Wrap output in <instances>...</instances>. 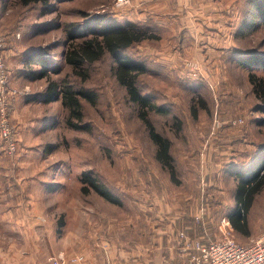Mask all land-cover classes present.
I'll return each instance as SVG.
<instances>
[{"label": "rangeland", "instance_id": "374dc122", "mask_svg": "<svg viewBox=\"0 0 264 264\" xmlns=\"http://www.w3.org/2000/svg\"><path fill=\"white\" fill-rule=\"evenodd\" d=\"M242 1L51 0L46 6L41 2L23 5L19 0H0L4 14L0 25L13 29L14 44L22 50L11 55L18 70L9 82L15 80L12 85L28 90L10 101L18 151L9 154L0 140V189L6 181L17 184V197L9 200L23 204L17 211L10 208L12 219H33L41 225L37 234L52 235L54 248L68 255L85 252L97 238L115 241L129 235L135 239L141 235L136 229L148 230L153 225L154 218L148 223L143 215L155 216L160 206L166 213H176L181 224H189L191 219L204 222L202 232L217 238L223 214L234 203L236 177L228 165L237 154L234 150L241 148L243 154L255 155V161L264 155L263 146L256 154L259 147L249 142H264V111L258 107L261 102L248 78L251 70L263 75L264 67H244L231 57L236 44L256 45L264 51V27L241 37L239 43L235 38L236 27L230 23L240 18ZM100 15L123 24L137 23L160 36L136 43L128 52L149 64L148 72L139 79L143 92L151 93L156 102L169 108L164 113L152 111L149 116L157 129L172 139L178 184L156 159L149 129L113 76L109 55L92 66L88 81L80 83L70 76L73 84L98 94L95 105L85 104L84 129L66 124L67 109L60 100L43 102L39 96L46 80L24 70L25 49L43 50L52 65L61 66L68 25H82ZM5 59L8 64L6 52ZM52 76L62 80L65 69ZM201 98L207 107H202ZM193 103L197 116L191 110ZM174 115L182 120L180 129ZM239 117L243 122L233 123ZM238 138L243 141L234 146ZM246 157L243 155V160ZM86 170L108 182L123 205L95 192L82 194L81 176ZM7 213L9 216V210ZM4 217L0 209V221ZM249 224L254 235L234 230L239 241L249 242L264 232V189L256 196ZM15 229L0 224V242L9 238L7 231L19 235L24 232L23 226ZM196 231L193 235L201 234Z\"/></svg>", "mask_w": 264, "mask_h": 264}, {"label": "trees", "instance_id": "16d2710c", "mask_svg": "<svg viewBox=\"0 0 264 264\" xmlns=\"http://www.w3.org/2000/svg\"><path fill=\"white\" fill-rule=\"evenodd\" d=\"M19 2L23 5L41 2L48 6L51 0H19ZM82 15L87 16L86 12H83ZM236 22L235 38L238 43L241 37L250 36L254 31L264 27V0H244V3L242 1L240 18ZM67 36L68 41L63 54L64 62L61 66L52 65L48 58L49 55L43 50H28L25 58L28 70L31 71L33 77L46 80V86L39 96L40 99L46 103L60 100L67 109L66 124L74 129L86 128L87 125L84 122L85 104L95 105L98 94L82 85L73 84L70 76L78 78L80 83L88 81L92 75V66L96 62L103 61L109 55L112 60L110 70L113 76L125 88L127 99L135 105L138 116L149 129L150 138L156 146V159L166 168L171 180L174 183H180L176 158L172 151V139L158 130L149 116L152 111L164 113L168 112L169 108L156 102L151 93L143 92L139 79L140 76L148 72L149 64L140 56L128 52L134 44L146 39H158L159 34L134 22L123 24L107 20L103 15H100V17L86 20L82 25H68ZM255 46L234 45L236 53H231L232 59L244 67L253 68L258 65L264 67V51ZM33 65H38L39 68L34 69ZM64 69L65 76L62 80L52 76L53 72L62 73ZM248 78L255 97L261 102L258 107L264 111V74L259 75L251 70ZM200 100L203 102L202 107H207L205 100L202 98ZM191 110L197 116L198 111L195 103L191 105ZM174 118L176 127L180 129L182 120L176 115ZM237 140L243 141L242 138ZM237 140H235L234 146L239 143ZM249 142L259 147L256 149V154L261 151L260 147L263 146L264 148V142L256 144L252 139ZM232 149L234 150L233 146ZM239 149L234 150V155L237 153L234 160L232 162L227 161L230 165L229 169L233 171L236 177V186L233 192L234 203L232 208L223 215L229 217L234 230L247 233L250 211L256 196L264 189V155L260 160L257 157V161H255V155L243 154L242 149ZM243 155L247 156L246 161L243 160ZM249 157H252L251 161H249ZM81 182L82 194L89 195L95 192L112 203L123 205L121 196L108 182L94 174L93 171H84ZM16 188L17 184L11 183L9 185L7 181L5 182L3 189L7 199L12 200L13 197H17ZM220 205L222 207L223 203ZM207 208H210L209 203ZM190 222L187 224L190 238L200 237L204 241H208L209 237L202 232L203 228L206 227L204 222H196L194 219H191ZM196 230H199L201 234L193 235L194 232H197Z\"/></svg>", "mask_w": 264, "mask_h": 264}, {"label": "crops", "instance_id": "0c3cea01", "mask_svg": "<svg viewBox=\"0 0 264 264\" xmlns=\"http://www.w3.org/2000/svg\"><path fill=\"white\" fill-rule=\"evenodd\" d=\"M3 16L4 14L0 7V17ZM236 20V17L233 18L230 25L236 26ZM0 29L6 36L5 52L8 59L11 82L14 71L18 70V68H16L17 66L14 67L16 65L15 62L11 61V55L20 54L22 50L14 44L15 33L11 27H2L0 25ZM224 36L226 37V33H224ZM225 45L227 44H223V48L227 47ZM229 48H227V51ZM24 52L28 54L27 49H25ZM23 66L25 67L24 70L28 69L25 60ZM14 81L15 80H12V84ZM12 84L11 86L17 87L23 92L28 91L27 89H22L19 86ZM237 95L239 96L240 94ZM240 100H242V96L240 97ZM237 141L240 142V140ZM22 206L23 204L21 202L16 201L13 203L7 199L3 187L0 189V209L1 211H4L5 214V217L2 218L0 224H3V226L9 225L13 227L14 230H16L15 227L23 226L25 232V234H23V232L19 235L15 234V232L7 231V233L10 234L9 238L6 237V241L0 242V264H51L49 257L61 254L63 251H60L58 249L59 247H56V251L53 246L55 240L52 235L46 234L45 232V234L42 235L37 234L41 229V225L35 224L33 219L26 220V222L24 219H12L10 210L13 209L14 211H17L20 208L22 209ZM7 210H9V216ZM155 210V216L143 215L148 223L154 218L151 222L153 225L150 226V229H136L141 235L136 236L135 239L132 237L129 238V235H127L126 237L120 236V238H117L115 241L108 238H97L96 241L92 240L93 242H90L91 245H88L89 248H85L87 259L96 264H190V251L184 250L182 247L183 244H185L187 237L190 238L188 234L189 226L187 224H181L178 220L177 214L171 212V210H169L170 213H166L164 207L161 206ZM140 230L143 233H141ZM182 231L186 232L187 237L181 236ZM235 232L242 233L236 229ZM13 234H15V236H12ZM242 234H245L246 236L254 235V231H252L250 224L248 226V232ZM261 234H264V232ZM44 247H47V251L44 250Z\"/></svg>", "mask_w": 264, "mask_h": 264}, {"label": "built area", "instance_id": "2783aa9c", "mask_svg": "<svg viewBox=\"0 0 264 264\" xmlns=\"http://www.w3.org/2000/svg\"><path fill=\"white\" fill-rule=\"evenodd\" d=\"M6 38L0 32V139L5 150L14 154L19 149V142L15 125L10 116L11 98L23 91L10 86L9 66L5 59ZM233 123L243 122V117L232 120ZM220 235L217 238L204 241L197 237L190 239L186 232L181 236L187 237L184 250L190 251V264H264V234L253 238L249 242L239 241L234 234V228L228 217H223L220 222ZM52 264H96L87 259L85 252L61 253L50 256Z\"/></svg>", "mask_w": 264, "mask_h": 264}]
</instances>
